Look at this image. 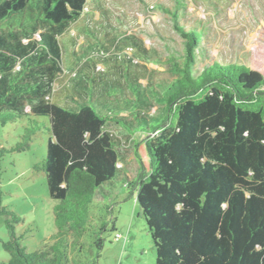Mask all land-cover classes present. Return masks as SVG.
<instances>
[{
    "label": "trees",
    "instance_id": "obj_1",
    "mask_svg": "<svg viewBox=\"0 0 264 264\" xmlns=\"http://www.w3.org/2000/svg\"><path fill=\"white\" fill-rule=\"evenodd\" d=\"M87 1L0 0V124L26 112L32 117L19 141L1 155L28 150L45 131L46 156L33 170L44 172L49 195L58 201L55 233L28 252L23 234L15 233L21 218L2 205L0 189V216L10 235L0 238L8 253L1 264H97L104 233L109 224L114 229L100 214L103 207L112 214L102 204L101 188L116 179L135 193L156 264H264V74L217 61L196 71L205 30L185 29L172 10L183 47L179 58L164 60L168 79L150 74L142 85L137 68L121 70L113 80L78 73L70 95L88 99L59 104L50 94L66 72L60 36L83 17ZM96 38L88 48L98 43L97 53L119 42ZM125 38L144 60L161 62L131 35ZM84 79L92 82L91 95ZM112 94L118 97L109 100ZM121 138L132 145L137 164L131 176L118 166Z\"/></svg>",
    "mask_w": 264,
    "mask_h": 264
},
{
    "label": "rangeland",
    "instance_id": "obj_2",
    "mask_svg": "<svg viewBox=\"0 0 264 264\" xmlns=\"http://www.w3.org/2000/svg\"><path fill=\"white\" fill-rule=\"evenodd\" d=\"M101 9L105 10L106 16ZM172 10L178 14V23L185 29L205 30L202 50L196 51V71L217 61L243 63L264 74V0H88L83 17L60 36L66 44V72L53 83L51 99L66 106H76L74 99H88L84 93L70 95L76 86V82L73 85L74 74L78 73L89 77L103 73V79L113 80L118 78L119 71L131 72L137 68L142 85L146 83V75L150 74L168 79L170 74L164 60L171 55L179 58L183 47L182 38L173 28ZM107 34L119 42L112 43L103 53H97L98 43L92 49L88 48L91 42H97L96 37L110 42V37L104 39ZM127 35L152 51L153 57L161 62L144 60L136 45L126 41ZM73 53L81 59H76ZM86 59L90 60L86 62ZM77 60H80L79 64H75ZM137 65L144 66L145 70ZM84 80L88 84L86 93L91 95L92 82ZM103 86L101 91L105 89ZM112 95L109 100L118 97ZM154 110L155 106L150 112ZM19 116L14 122L0 124L1 203L20 216L21 222L16 224L15 233L23 234L22 245L31 252L41 248L55 233L53 207L58 201L49 195L44 172L33 170V165L46 156L48 135L45 131H39L33 137L28 150L6 151L1 155L2 148L10 149L19 141L24 126L32 118L28 112ZM37 120L49 124L45 117ZM107 128L120 136L117 126L110 124ZM119 146L124 156L118 166H123L131 176L137 167L132 145L121 138ZM101 191L102 204L112 207V217L104 207L100 214L111 219L114 229L109 224L104 233V247L97 264H156L155 247L135 193L130 192L125 181L117 179L103 185ZM116 233L120 235L117 240L114 238ZM9 237L4 218L0 216V238L6 241ZM7 259L8 253L0 245V264Z\"/></svg>",
    "mask_w": 264,
    "mask_h": 264
}]
</instances>
